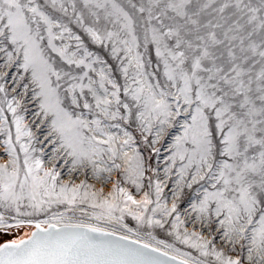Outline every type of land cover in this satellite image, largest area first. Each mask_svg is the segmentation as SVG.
<instances>
[{"label": "snow or ice", "instance_id": "1", "mask_svg": "<svg viewBox=\"0 0 264 264\" xmlns=\"http://www.w3.org/2000/svg\"><path fill=\"white\" fill-rule=\"evenodd\" d=\"M0 264H264V0H0Z\"/></svg>", "mask_w": 264, "mask_h": 264}]
</instances>
